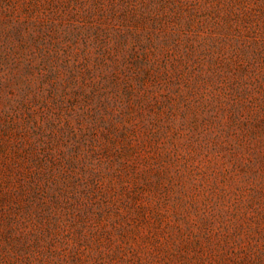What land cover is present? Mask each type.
<instances>
[{
	"label": "rangeland",
	"instance_id": "obj_1",
	"mask_svg": "<svg viewBox=\"0 0 264 264\" xmlns=\"http://www.w3.org/2000/svg\"><path fill=\"white\" fill-rule=\"evenodd\" d=\"M0 264H264V0H0Z\"/></svg>",
	"mask_w": 264,
	"mask_h": 264
}]
</instances>
